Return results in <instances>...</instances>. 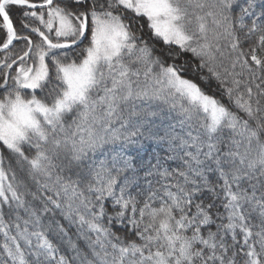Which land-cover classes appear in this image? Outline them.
Masks as SVG:
<instances>
[{
    "label": "snow or ice",
    "instance_id": "1",
    "mask_svg": "<svg viewBox=\"0 0 264 264\" xmlns=\"http://www.w3.org/2000/svg\"><path fill=\"white\" fill-rule=\"evenodd\" d=\"M0 264H264V0H0Z\"/></svg>",
    "mask_w": 264,
    "mask_h": 264
},
{
    "label": "rangeland",
    "instance_id": "2",
    "mask_svg": "<svg viewBox=\"0 0 264 264\" xmlns=\"http://www.w3.org/2000/svg\"><path fill=\"white\" fill-rule=\"evenodd\" d=\"M145 31H147V29L145 28ZM146 39H147V36L145 37ZM157 44H158V48L160 47V45H159V42H157Z\"/></svg>",
    "mask_w": 264,
    "mask_h": 264
}]
</instances>
